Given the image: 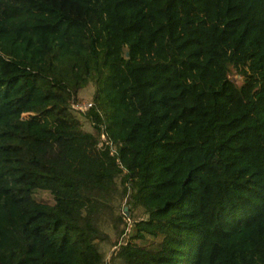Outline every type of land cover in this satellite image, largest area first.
<instances>
[{"label": "trees", "instance_id": "16d2710c", "mask_svg": "<svg viewBox=\"0 0 264 264\" xmlns=\"http://www.w3.org/2000/svg\"><path fill=\"white\" fill-rule=\"evenodd\" d=\"M0 264H264V0H0Z\"/></svg>", "mask_w": 264, "mask_h": 264}, {"label": "rangeland", "instance_id": "374dc122", "mask_svg": "<svg viewBox=\"0 0 264 264\" xmlns=\"http://www.w3.org/2000/svg\"><path fill=\"white\" fill-rule=\"evenodd\" d=\"M232 78L235 81V83L238 84L239 78L236 75L232 76ZM92 91H93V87H92L91 84H88L85 88H83L82 90H80L79 93H78L80 102H82V103H89V102H91V94H92ZM74 115H75V117H77V119H79L82 122L83 129L85 131H88L90 127H89V124L86 121V119L83 116H81L80 114H74ZM36 196H39L41 198H47V193L46 192L39 191V192L36 193ZM127 230H128V227L125 229V232ZM100 249L105 254V260H107L108 255H109V253L111 251V248L108 245H100Z\"/></svg>", "mask_w": 264, "mask_h": 264}, {"label": "built area", "instance_id": "2783aa9c", "mask_svg": "<svg viewBox=\"0 0 264 264\" xmlns=\"http://www.w3.org/2000/svg\"><path fill=\"white\" fill-rule=\"evenodd\" d=\"M91 105V103H75L71 105V108L78 114V113H83L89 106ZM100 140H104V134L101 132L99 134ZM100 145V142L97 143V146Z\"/></svg>", "mask_w": 264, "mask_h": 264}, {"label": "water", "instance_id": "95a60500", "mask_svg": "<svg viewBox=\"0 0 264 264\" xmlns=\"http://www.w3.org/2000/svg\"><path fill=\"white\" fill-rule=\"evenodd\" d=\"M123 56L126 57L127 56V49L125 47H123ZM124 210H126V207H124Z\"/></svg>", "mask_w": 264, "mask_h": 264}]
</instances>
